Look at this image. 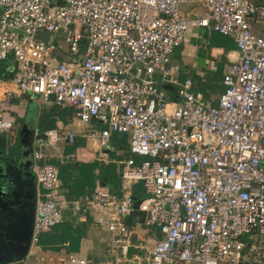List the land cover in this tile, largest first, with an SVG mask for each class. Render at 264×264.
I'll return each instance as SVG.
<instances>
[{
  "label": "built area",
  "instance_id": "1",
  "mask_svg": "<svg viewBox=\"0 0 264 264\" xmlns=\"http://www.w3.org/2000/svg\"><path fill=\"white\" fill-rule=\"evenodd\" d=\"M190 2L0 0V62L14 66L0 82L43 104L71 107L74 118L100 127L93 132L103 146L113 134L127 140L132 157L121 176L141 182L145 197L135 205L129 188L119 196L97 187L69 202L76 212L100 214L115 264H264V0H204L203 15L184 17L178 6ZM199 29L230 37L238 52L216 105L189 80L180 82L170 64ZM42 32L62 33L67 52L38 40ZM11 92L0 106V136L13 126L4 116ZM74 139L71 130H48L33 153L35 251L39 237L64 222L50 148ZM136 213L161 238L130 256L124 221ZM58 264L96 263L69 254Z\"/></svg>",
  "mask_w": 264,
  "mask_h": 264
},
{
  "label": "crops",
  "instance_id": "2",
  "mask_svg": "<svg viewBox=\"0 0 264 264\" xmlns=\"http://www.w3.org/2000/svg\"><path fill=\"white\" fill-rule=\"evenodd\" d=\"M193 1L198 3L202 2V0ZM203 13L204 10L202 7L197 6L195 11L190 15L201 16ZM172 58L174 61L173 63L171 61L170 64L178 66L180 82L189 80L192 91L201 93L211 105H216L219 95L224 91L222 85L223 74L227 71V67L237 60L238 52L230 37L227 38L222 35L220 36L207 29H205V31H200L199 29L193 31V34L189 38L187 37L186 43L175 50ZM6 65L9 66V69L13 63L12 61H8V64ZM9 78L10 76L8 79ZM164 90L167 91L171 89L167 86ZM7 91H12L11 94L13 97L11 106L8 108L9 112L15 117L20 116V114L30 115L31 122L28 124L30 127L27 126V128L34 133L33 153L44 143L45 133L48 130L56 129L60 132L71 130L75 134L74 143L69 144L65 140H60L55 148H50L52 157L48 159V162L54 165H63L68 162L115 165L117 174L116 178H118L120 182L117 195L121 196L127 191L124 190L126 188H129L133 195L132 188L141 182L132 184L128 181L126 182L121 176L122 170L125 167V161L132 157L125 137H120L119 134H113L110 143L107 146H103L93 132V129H100V127L95 123H82L74 118L73 115L72 117L65 116L66 122L56 116L55 125L50 126L46 131H42V116L51 112L53 108H56L57 112L62 113L64 112L63 108L55 105L43 104L37 101V99H32L27 95L18 94L12 87L5 85V81L0 82V106H2L3 97ZM35 101L39 103H35V106L32 105L31 113H26L25 108ZM63 115L64 114H62V116ZM25 121L26 120L24 119L22 124L26 123ZM15 139V137L10 138L7 144L5 143L4 136H0V157L7 156L12 149L16 150V152L20 150V146L15 144ZM31 157L32 156H30L31 164L29 165V170L24 166L19 168L18 171L20 173L12 175L11 181L13 182V185H10V187H13V189L17 191V194H20H18L19 198L17 199L21 201V205L25 203V206L21 208L22 210L20 209L18 212L21 214L19 218L23 219L25 215L27 217L30 209V195H33L36 200L37 184L33 171V169L35 170V162H33L34 159L32 161ZM136 160L139 162L141 161V159ZM28 171L32 174V180L30 177H24L22 175ZM95 175H98V170H95ZM30 180L34 181L33 186H29L30 183L28 184V181L30 182ZM95 181L96 184L94 189L99 187L108 190L104 186H101L99 179H96ZM61 186L60 182L58 196L62 201L64 221L73 220L74 224L80 225V227L84 228V235L81 239L78 251H69L67 245L62 247L59 251H43L42 249L35 251L31 249L30 242L28 252L24 259L29 258L38 264H58L59 260L65 259L67 255L76 254L81 258L92 260L96 264H115L116 257L108 253L111 234L99 224L100 214L90 207L81 208L77 212L71 209L72 205L69 204V202H74L77 198L74 200L68 199L66 194L64 195ZM93 190H86L81 196ZM138 215L137 213L133 214L124 221L131 237L132 246L128 248V254L130 256L137 253L135 246L141 247L140 254H145L154 245L155 241L161 238L160 232L153 227H147L144 224L142 215Z\"/></svg>",
  "mask_w": 264,
  "mask_h": 264
},
{
  "label": "trees",
  "instance_id": "3",
  "mask_svg": "<svg viewBox=\"0 0 264 264\" xmlns=\"http://www.w3.org/2000/svg\"><path fill=\"white\" fill-rule=\"evenodd\" d=\"M6 64H8V62H0V79L2 80H6L10 76V72L8 71L9 66ZM63 111L64 112L62 113L57 112L56 108H53L51 112L42 116V131H46L47 128L55 125L56 116L63 121L66 119L65 116L72 117L73 109L71 107L64 108ZM62 114L64 115L62 116ZM136 159L138 158H135V160ZM136 161L139 162L138 160ZM55 166L58 168V177L62 185L61 189L63 190L64 195L66 194L67 198L70 200L80 197L86 190H93L96 184V179H99L101 186L107 188L109 192L113 194L118 193L120 182L119 179L116 178L117 174L115 165L68 162L63 165L57 164ZM95 170H98L97 176L95 175ZM132 192L133 200L135 205H137V203L145 197L142 184L139 183L135 185L132 188ZM83 229L84 228L80 227V225L74 224L73 220H65L60 225L56 226L51 232L43 233L38 239V245L43 251H59L62 247L67 245L69 251L76 252L79 249L81 239L84 235Z\"/></svg>",
  "mask_w": 264,
  "mask_h": 264
},
{
  "label": "water",
  "instance_id": "4",
  "mask_svg": "<svg viewBox=\"0 0 264 264\" xmlns=\"http://www.w3.org/2000/svg\"><path fill=\"white\" fill-rule=\"evenodd\" d=\"M13 69L14 66L12 65L8 71L12 73ZM33 134L32 131L23 125L18 134L20 150L16 152V150L12 149L11 152L7 154V158L4 159L0 157V209H3L6 222L8 223L4 225L6 227L5 234L3 233V235H0V264H8L16 260L24 259L30 246L35 198L33 195H30V209L27 217L25 215L24 219L19 218L21 214L18 212L25 206V203L20 205L19 203L21 201L16 197L15 203L17 205L10 208V202L8 201H10L13 196H18L19 194H17V191L14 190L13 187H10L12 175L20 173L18 169L23 166L29 170V165L31 164L30 153L33 151ZM120 137H123V135H120ZM22 175L24 177H30L31 180L33 178L30 171L23 173ZM31 180L30 182L28 181V184L30 183L29 186H33L34 181Z\"/></svg>",
  "mask_w": 264,
  "mask_h": 264
},
{
  "label": "rangeland",
  "instance_id": "5",
  "mask_svg": "<svg viewBox=\"0 0 264 264\" xmlns=\"http://www.w3.org/2000/svg\"><path fill=\"white\" fill-rule=\"evenodd\" d=\"M197 6H201L203 10L206 9L205 2H204V0H202V2H200V3L193 1V2H190V3H186V4H180L178 6V11L180 12V14L182 16L189 17V16H192L190 14L193 11H195V8ZM200 31H205V29H200ZM255 32L256 33L260 32V27L258 29H255ZM192 34H193V31L192 32H189L187 34V37L189 38ZM187 37H186V39H187ZM38 40L43 41V42L55 41V43L57 45H60L61 46V51H63L64 53L67 52L66 46L64 44V35L62 33H60V32L53 33V34L46 33V32H42L40 34V36L38 37ZM172 57H173V55L170 56V62L172 61V63H173L174 60H173ZM37 101H39V100H37ZM37 101H35L34 103L28 105L25 108L26 113L27 112L28 113H31V107L35 106V103L38 104L40 102V101L39 102H37ZM4 116L6 118L10 119L12 121V124H13L12 129L9 132H6V133H3L2 134V136H4V138H5V141H6L5 143L8 144L9 139L15 137L16 138L15 139V141H16L15 144L16 145H20V143L18 142V140H19L18 139V134H19L20 129L22 128L23 125L26 126V127L27 126L30 127V125H28L31 122L30 121L31 120L30 119V115L29 114H25V115H21L20 114V116L15 117V116H13V114L11 112L8 111V112H6L4 114ZM24 119L26 120L25 121L26 123L22 124V121ZM30 156H32L31 158H32V161H33V151L30 153ZM33 167H34V165H33ZM33 171H34V175H35V170L33 169ZM27 260L30 261V262H32V263L38 264V263H36L35 261H33V260L29 259V258H27ZM176 264H186V263H180V262H178ZM191 264H195V263H191Z\"/></svg>",
  "mask_w": 264,
  "mask_h": 264
},
{
  "label": "flooded vegetation",
  "instance_id": "6",
  "mask_svg": "<svg viewBox=\"0 0 264 264\" xmlns=\"http://www.w3.org/2000/svg\"><path fill=\"white\" fill-rule=\"evenodd\" d=\"M1 158H7V156H5V157H2L1 156ZM10 184H12V182L10 183ZM16 197L18 198V196H13L12 198H11V200L10 201H8V202H10V205H9V207L11 208V207H13V206H16L17 204L15 203V199H16ZM13 203V204H12ZM20 205H21V203H19ZM19 204H18V206H19ZM7 214H10V213H7ZM7 217V216H6ZM14 220V219H13ZM12 220V221H13ZM11 221V222H12ZM9 222H10V220H9ZM6 224H8L7 222H6V219H5V213H4V211H3V209H0V235L2 234L3 235V233L5 234V230H6V227L4 226V225H6Z\"/></svg>",
  "mask_w": 264,
  "mask_h": 264
}]
</instances>
